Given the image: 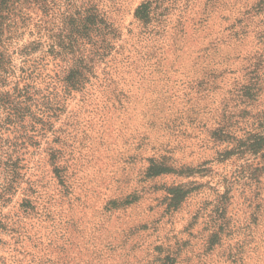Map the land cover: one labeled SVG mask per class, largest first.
Masks as SVG:
<instances>
[{
	"label": "rangeland",
	"instance_id": "374dc122",
	"mask_svg": "<svg viewBox=\"0 0 264 264\" xmlns=\"http://www.w3.org/2000/svg\"><path fill=\"white\" fill-rule=\"evenodd\" d=\"M0 14V264H264V0Z\"/></svg>",
	"mask_w": 264,
	"mask_h": 264
},
{
	"label": "trees",
	"instance_id": "16d2710c",
	"mask_svg": "<svg viewBox=\"0 0 264 264\" xmlns=\"http://www.w3.org/2000/svg\"><path fill=\"white\" fill-rule=\"evenodd\" d=\"M18 2H20V0H0V13L7 8L8 3H11V4H13L15 6V4L17 5ZM138 15H139V13L137 14V17H138ZM1 20H2V15L0 14V23H1ZM88 21H89V23L94 24L95 22H93V21H95V18L91 17V18L88 19ZM81 25H82V20L79 21V27H81ZM18 83H20V82H18ZM16 90H18V88ZM6 97H8V95L1 96L0 102L1 101L6 102V100H7ZM22 111H24V110H22ZM16 112H21V111L20 110H16ZM22 117H23V115H22ZM14 118H15V116H14ZM12 121H14V120L11 118V123H12Z\"/></svg>",
	"mask_w": 264,
	"mask_h": 264
}]
</instances>
